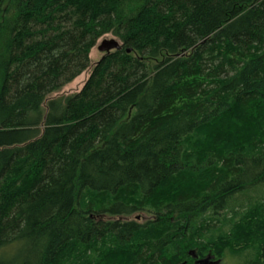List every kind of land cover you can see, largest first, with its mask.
Wrapping results in <instances>:
<instances>
[{
	"label": "trees",
	"instance_id": "obj_1",
	"mask_svg": "<svg viewBox=\"0 0 264 264\" xmlns=\"http://www.w3.org/2000/svg\"><path fill=\"white\" fill-rule=\"evenodd\" d=\"M224 122L261 133L206 144ZM244 249L264 264V0H0V264Z\"/></svg>",
	"mask_w": 264,
	"mask_h": 264
},
{
	"label": "rangeland",
	"instance_id": "obj_2",
	"mask_svg": "<svg viewBox=\"0 0 264 264\" xmlns=\"http://www.w3.org/2000/svg\"><path fill=\"white\" fill-rule=\"evenodd\" d=\"M117 39L116 37H114L113 35H106L105 37H103L102 39ZM102 39L99 40V42L97 43V45L95 46V48L91 51L90 54V60H91V67L85 71L81 76H79L75 81H73L71 84L67 85L66 87H64L62 90H60L57 93H54L50 96V98H56V97H60V96H68V95H72V94H76L78 92H80L84 85L86 84V82L88 81L94 66L102 59V57L104 56L103 53H101L98 49ZM119 40V39H118ZM221 123V124H216L213 127L214 132H212V134L207 133V131L202 130L200 134H202L203 136V140L206 141V144L210 141V145L213 146L216 149L222 150L225 148H231L232 146L235 145V140L237 142H248L250 138L252 137H259L260 135V131L259 129H252L250 124L248 122H245V124L243 123V125L237 126L236 124H229V123ZM224 124V126H223ZM229 128L228 130L225 131L224 133H220L224 128ZM220 131V132H218ZM223 132V131H222ZM214 133V134H213ZM204 182H201V184H203ZM181 184H185L181 181H179V179H177L174 183L171 184L170 189L171 190H176L177 187L181 186ZM188 183L186 182L185 185H187ZM191 186H193L192 181L190 182V186L188 188H190ZM169 190V191H171ZM172 192V191H171ZM170 199V195H168L167 192H163L161 193V195H159V198L157 199L156 203H159L163 200H169ZM154 212L153 211H148V212H140L137 213L134 217H132L133 219H136L139 222H146L147 220L151 219V217H153ZM210 229V228H209ZM243 252H239L240 254L238 255H230L226 258L224 257H213V262H219V264H244L245 262L255 258V254L253 253V250L251 249H244L242 250ZM115 254L114 256V260L110 259V261L113 264V261L116 262L117 260L121 259L123 260V256H125V254L128 253H132V250H126L124 251H119V253H117V250L113 251ZM206 256V255H205ZM117 264V263H115ZM193 264H195L193 262Z\"/></svg>",
	"mask_w": 264,
	"mask_h": 264
},
{
	"label": "water",
	"instance_id": "obj_3",
	"mask_svg": "<svg viewBox=\"0 0 264 264\" xmlns=\"http://www.w3.org/2000/svg\"><path fill=\"white\" fill-rule=\"evenodd\" d=\"M99 51L101 53L105 54H110L113 51H118L122 49V44L119 40L113 38V39H102L99 47H98ZM128 53H131V49H128ZM190 256H192L196 262L195 264H219V262H213V257L211 255H208L207 257L203 258V259H199L198 260V256L195 253V251H191ZM186 264V263H183Z\"/></svg>",
	"mask_w": 264,
	"mask_h": 264
},
{
	"label": "flooded vegetation",
	"instance_id": "obj_4",
	"mask_svg": "<svg viewBox=\"0 0 264 264\" xmlns=\"http://www.w3.org/2000/svg\"><path fill=\"white\" fill-rule=\"evenodd\" d=\"M199 260V259H198ZM196 262V260L194 261V263Z\"/></svg>",
	"mask_w": 264,
	"mask_h": 264
},
{
	"label": "bare ground",
	"instance_id": "obj_5",
	"mask_svg": "<svg viewBox=\"0 0 264 264\" xmlns=\"http://www.w3.org/2000/svg\"><path fill=\"white\" fill-rule=\"evenodd\" d=\"M206 127H208V126H206ZM149 198V197H148ZM189 246V245H188Z\"/></svg>",
	"mask_w": 264,
	"mask_h": 264
}]
</instances>
